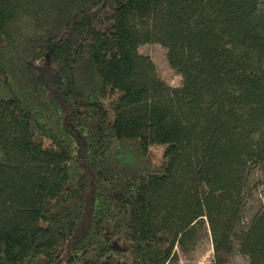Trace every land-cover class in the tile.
I'll return each instance as SVG.
<instances>
[{"label": "trees", "instance_id": "obj_1", "mask_svg": "<svg viewBox=\"0 0 264 264\" xmlns=\"http://www.w3.org/2000/svg\"><path fill=\"white\" fill-rule=\"evenodd\" d=\"M258 176L264 0H0V264H264Z\"/></svg>", "mask_w": 264, "mask_h": 264}, {"label": "rangeland", "instance_id": "obj_2", "mask_svg": "<svg viewBox=\"0 0 264 264\" xmlns=\"http://www.w3.org/2000/svg\"><path fill=\"white\" fill-rule=\"evenodd\" d=\"M138 51L147 54L153 61L159 75L169 84L179 82V74L170 67L165 58V47L157 41L141 42L137 46ZM161 144L150 143L148 145L149 155L153 160H157L161 153ZM259 181L255 187L251 188V194L246 201L245 210H250L256 206L258 200L264 196V177L258 176ZM176 259L166 264H206L212 255L211 243L206 225L198 229L197 236L193 243L186 250L177 247ZM227 264H245V258L234 251L227 259Z\"/></svg>", "mask_w": 264, "mask_h": 264}]
</instances>
